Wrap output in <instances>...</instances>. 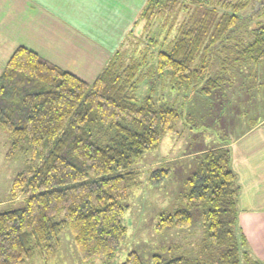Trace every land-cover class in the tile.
Instances as JSON below:
<instances>
[{"label": "trees", "instance_id": "obj_1", "mask_svg": "<svg viewBox=\"0 0 264 264\" xmlns=\"http://www.w3.org/2000/svg\"><path fill=\"white\" fill-rule=\"evenodd\" d=\"M262 14L264 0H149L127 40L130 50L118 51L93 83L20 46L0 76V127L11 134V154L39 164L13 183L11 198L23 207L0 212V264H25L37 253L52 258L65 230L82 260L112 258L127 235L126 203L141 174L135 160L176 132L182 117L160 97L136 94L142 72L152 67L151 77L168 76L172 89L209 96L225 74L250 70L248 82L239 79L247 86L264 65ZM232 160L228 146L204 151L185 180L184 206L157 225L190 228L200 208L199 255H155L154 264H263L235 230L240 187ZM169 175L161 167L148 182ZM122 264L144 263L132 251Z\"/></svg>", "mask_w": 264, "mask_h": 264}, {"label": "rangeland", "instance_id": "obj_2", "mask_svg": "<svg viewBox=\"0 0 264 264\" xmlns=\"http://www.w3.org/2000/svg\"><path fill=\"white\" fill-rule=\"evenodd\" d=\"M252 8L253 5L244 12V15L248 16ZM186 16L187 14L182 12L178 15V22L181 23ZM261 16L260 20L264 21V14ZM160 28L161 25L158 24L155 31L158 32ZM3 32L2 38L0 35V76L13 53L20 47H16L14 43L21 40L20 33L17 35L14 30L7 31L4 27ZM165 32L167 31H164V34ZM138 33L136 34H141ZM130 46L127 41L124 48L130 50ZM152 69L149 67L142 72L136 94L140 97L152 95L155 99L160 97L161 102L179 109L182 117L176 124V132L166 134L157 149L146 152L135 160L134 168L141 174L138 185L131 189L126 203L128 208L123 217V223L127 228L125 240L112 258L103 256L84 261L71 232L65 230L60 236L55 256L45 260L37 253L25 264H122L132 251L140 255L144 264H154L155 255L164 258L174 256L196 258L199 255L204 239L200 208L193 211L194 220L190 228L158 229L157 225L161 217L173 214L184 206L182 198L185 193V180L195 170L199 156L204 150L217 144L227 145L238 138L242 134L239 133L240 129H236L240 120L251 125L250 122L255 118H264V86L257 85L258 82H264V65L260 66L259 76H254L247 86L246 82L243 85L239 79H246L248 82L252 71L237 70L225 74L226 81L222 87L214 91L213 102L199 93L187 100V92L183 89H172L168 76L162 79L161 75L155 73L151 77ZM230 80L233 83L231 85ZM238 93L241 94V98L237 96ZM186 109L195 111V115L190 116ZM221 109L224 115L217 117ZM239 112L244 115L242 118L238 117ZM250 114L252 117H248ZM11 145V134L0 127V212L23 207L24 201L15 202L11 198L13 183L21 173L28 172L39 164L38 161L34 162L29 154H11ZM190 163H195L193 171L189 167ZM161 167L170 169V175L164 182L150 185L148 182L150 172Z\"/></svg>", "mask_w": 264, "mask_h": 264}, {"label": "crops", "instance_id": "obj_3", "mask_svg": "<svg viewBox=\"0 0 264 264\" xmlns=\"http://www.w3.org/2000/svg\"><path fill=\"white\" fill-rule=\"evenodd\" d=\"M148 2L0 0V35L2 38L4 27L17 35L20 33L21 40L14 43L16 47L26 46L57 67L93 83L113 56L124 48ZM257 85L264 86V82ZM186 94L187 100L196 97L195 92ZM213 94L202 96L213 102ZM240 95L237 96L241 98ZM186 111L190 116L195 115V111ZM237 114L239 118L244 116L241 112ZM223 115L222 109L218 111L217 117ZM250 124L240 120L236 129L242 134L238 138L225 142L227 145L208 146L204 151L222 146L231 148L232 169L240 187L235 230L251 256L264 262V118H255ZM194 166L195 163L189 164L192 171Z\"/></svg>", "mask_w": 264, "mask_h": 264}]
</instances>
